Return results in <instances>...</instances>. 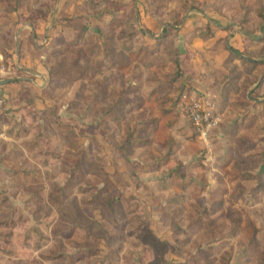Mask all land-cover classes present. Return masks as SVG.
<instances>
[{
  "label": "rangeland",
  "instance_id": "374dc122",
  "mask_svg": "<svg viewBox=\"0 0 264 264\" xmlns=\"http://www.w3.org/2000/svg\"><path fill=\"white\" fill-rule=\"evenodd\" d=\"M192 12L241 35L238 65L211 81L179 45ZM0 23L3 50L48 74L42 97L22 92L45 111L0 114V264H264V0H0ZM197 81L220 118L206 142L179 110ZM144 83L146 118L126 110ZM165 130L156 165L131 160Z\"/></svg>",
  "mask_w": 264,
  "mask_h": 264
},
{
  "label": "crops",
  "instance_id": "0c3cea01",
  "mask_svg": "<svg viewBox=\"0 0 264 264\" xmlns=\"http://www.w3.org/2000/svg\"><path fill=\"white\" fill-rule=\"evenodd\" d=\"M56 11L57 8L55 9V14ZM137 11V14L142 18V27L140 26V29H149L153 32L155 25L150 22L151 19L145 14L144 10L138 9ZM191 14L187 17L185 16L182 22V28L179 31V37L181 39L179 41H182V44H178L182 46L181 49H184L185 52L192 53V57H190L189 61L192 71L197 73L198 76H204L206 81H211L214 79V75H211V73H219L221 70L226 71L227 69H232V67L238 65V62L233 61L235 59H232L231 62L228 61V51L229 49H232L237 54L236 49H238V47H236V45H240L239 48L242 46V44H240L241 35H239L235 30H230L232 31L230 32L229 28L225 26L223 22L218 23L215 19L208 16L206 17L200 12H192ZM1 26L2 24L0 23V64L3 62V59H5L9 65L8 75L4 79L0 80V95L4 99V109L1 114L5 113L8 116L15 115L20 117L21 114L24 115L26 111L33 109L42 112L45 111V103L41 101H44L43 98L33 97L32 93V104L28 105L25 103L22 92L28 86L32 88L34 96L36 94L42 97L48 78L46 69L41 65H38V61H35L34 64H31L27 56H20L16 52L18 50L17 47H15V51H13L11 48L3 50L2 36L3 31H5L7 28H2ZM208 27L213 29L211 30L213 33L215 30H218V32L214 34V36H207L208 38L196 35L198 34L196 31H203ZM8 29L12 30L10 26ZM27 29H29V31H34L30 25L26 24L15 31L14 41L18 42L20 35L27 33L25 32ZM155 38L156 36L151 37L150 34L145 33V35L143 34L141 41H144L142 42L144 45H153ZM240 58H244V56H240ZM237 78L238 77H236V81L241 82V77H239L238 80ZM197 82L201 85L200 89L205 88L200 93L208 91L207 87L204 86L206 82ZM145 84L146 83H144L140 89L138 88L134 91H129L126 95V110L129 109L130 113H136L140 116L145 114L146 104L148 102L147 96L153 91L151 86H147ZM131 85L136 86L134 82H131ZM156 97H160L159 94H157V91L154 94V97H152L151 101H156ZM160 98L159 101L162 100ZM259 101L261 102L263 100ZM182 116L184 117L183 114ZM165 123L166 120L164 119H161L158 122L159 132L161 128L165 127ZM140 126H143V124ZM144 126H146L145 122ZM3 127L6 128L7 125L3 124ZM153 131H155V129ZM163 135L164 137L159 135H154L152 137L150 136V141L146 140L149 141L148 143L146 142L144 145H137L133 151L135 152L134 155L132 154V157H130L131 160L138 162L139 166L141 167H146L150 164L156 165L159 162L160 157L166 153V148L168 145L167 142L171 138L170 130H165ZM173 137L175 141L174 143L177 144L176 140L178 136L174 135ZM159 141L160 143L158 148ZM174 149L175 148L171 150L173 151ZM150 173L151 171H146L145 168L144 170H140V174L143 175L142 177H146Z\"/></svg>",
  "mask_w": 264,
  "mask_h": 264
},
{
  "label": "built area",
  "instance_id": "2783aa9c",
  "mask_svg": "<svg viewBox=\"0 0 264 264\" xmlns=\"http://www.w3.org/2000/svg\"><path fill=\"white\" fill-rule=\"evenodd\" d=\"M8 71V67L0 65V80L8 75ZM3 109L4 99L0 95V114ZM179 110L187 118L193 134L205 142L220 122L214 98L206 92L199 94L185 92L180 97Z\"/></svg>",
  "mask_w": 264,
  "mask_h": 264
},
{
  "label": "trees",
  "instance_id": "16d2710c",
  "mask_svg": "<svg viewBox=\"0 0 264 264\" xmlns=\"http://www.w3.org/2000/svg\"><path fill=\"white\" fill-rule=\"evenodd\" d=\"M229 52L230 53H234L235 54V52L232 50V49H229ZM217 104H216V110H217ZM217 113L219 114V112H218V110H217ZM68 186H69V184H68ZM68 193H65V189H63L62 190V194L59 196V199L57 200L58 202H56V205H59L60 203H62L63 201H65V199L68 197Z\"/></svg>",
  "mask_w": 264,
  "mask_h": 264
}]
</instances>
